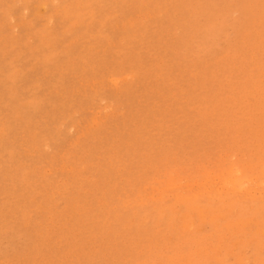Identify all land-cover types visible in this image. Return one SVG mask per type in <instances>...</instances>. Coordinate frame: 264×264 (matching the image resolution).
I'll list each match as a JSON object with an SVG mask.
<instances>
[{"label": "rangeland", "instance_id": "1", "mask_svg": "<svg viewBox=\"0 0 264 264\" xmlns=\"http://www.w3.org/2000/svg\"><path fill=\"white\" fill-rule=\"evenodd\" d=\"M0 128V264H264V0H0Z\"/></svg>", "mask_w": 264, "mask_h": 264}, {"label": "bare ground", "instance_id": "2", "mask_svg": "<svg viewBox=\"0 0 264 264\" xmlns=\"http://www.w3.org/2000/svg\"><path fill=\"white\" fill-rule=\"evenodd\" d=\"M174 9V8H173ZM146 21V20H145ZM157 23V22H156ZM175 25V24H174ZM130 26V25H129ZM134 26V25H133ZM131 28V27H130ZM147 28V27H146ZM29 29V28H28ZM135 29V28H134ZM160 29V28H159ZM181 29V28H180ZM27 30V29H26ZM143 30V29H142ZM151 31V30H150ZM156 31V30H155ZM61 33V32H60ZM151 33V32H150ZM155 34V33H154ZM131 36V35H130ZM139 37H141V36H139ZM60 38V37H59ZM143 38V37H142ZM97 39V38H96ZM133 39V38H132ZM141 40V39H140ZM143 40H144V38H143ZM125 41H126V39H125ZM93 44V43H92ZM92 47V46H91ZM88 50H89V48H88ZM83 53V52H82ZM91 53V52H90ZM87 56V55H86ZM85 56V57H86ZM198 56V55H197ZM102 58V57H101ZM84 59V58H83ZM81 60V59H80ZM120 61V60H119ZM91 62V61H90ZM86 66V65H85ZM21 75V74H20ZM116 75V74H115ZM12 88V87H11ZM13 90V89H12ZM12 92V91H11ZM7 101V100H6ZM14 102V101H13ZM223 102V101H222ZM108 111V110H107ZM36 113V112H35ZM111 113V112H110ZM14 116V115H13ZM37 116V115H36ZM96 116V115H95ZM31 118V117H30ZM70 118V117H69ZM20 120V119H19ZM88 122V121H87ZM21 123V122H20ZM89 124V123H88ZM17 128V127H16ZM1 129V128H0ZM2 131V130H1ZM22 133V132H21ZM234 134V133H233ZM206 135V134H205ZM7 136V135H6ZM60 137V136H59ZM89 137V136H88ZM10 139V138H9ZM23 139V138H22ZM54 139V138H53ZM17 140V139H16ZM51 140V139H50ZM53 141V140H52ZM11 144V143H10ZM18 144V143H17ZM240 144V143H239ZM19 145V144H18ZM21 145V144H20ZM32 146V145H31ZM5 149H6V147H5ZM38 149V148H37ZM236 151V150H235ZM32 152H34V151H32ZM7 155V154H6ZM250 155V154H249ZM3 158V157H2ZM184 159V158H183ZM207 159V158H206ZM218 159V158H217ZM192 160V159H191ZM221 160V159H220ZM261 160V159H260ZM233 162V161H232ZM63 164V163H62ZM70 165V164H69ZM82 165V164H81ZM260 165V164H259ZM201 166V165H200ZM255 166H256V164H255ZM261 166V165H260ZM264 166V165H263ZM166 167V166H165ZM234 167V166H233ZM247 167V166H246ZM191 168V167H190ZM226 168V167H225ZM262 168V167H261ZM83 169V168H82ZM206 170V169H205ZM241 170H242V168H241ZM260 170V169H259ZM63 171V170H62ZM207 171H209V170H207ZM223 171V170H222ZM228 171V170H227ZM229 171H230V169H229ZM234 171V170H233ZM233 171H232V173H233ZM240 171V170H239ZM238 171V172H239ZM260 171H262V169L260 170ZM259 171V172H260ZM195 172V171H194ZM205 173V172H204ZM209 173V172H208ZM229 173V172H228ZM261 173V172H260ZM26 174V173H25ZM197 174H198V172H197ZM213 174V173H212ZM223 174V173H222ZM227 174V173H226ZM225 174V175H226ZM234 174H235V172H234ZM241 174V173H240ZM239 174V175H240ZM164 175V174H163ZM208 175V174H207ZM214 175V174H213ZM224 175V176H225ZM230 175V174H229ZM252 175V174H251ZM264 175V174H263ZM218 176V175H217ZM236 176V175H235ZM254 176H256V178H257V176H259V175H254ZM253 176V177H254ZM262 176V175H261ZM227 177V176H226ZM233 177V176H232ZM249 177V176H248ZM174 178H175V176H174ZM208 178V177H207ZM230 178V180H231V177H229ZM228 177L226 178V179H229ZM182 179V178H181ZM219 179H220V176H219ZM249 179V178H248ZM247 179V180H248ZM170 180V179H169ZM168 180V181H169ZM183 180V179H182ZM236 180H238V178L236 179ZM240 181H241V179H239ZM238 180V181H239ZM243 180V179H242ZM257 181H258V179H256ZM262 180V179H261ZM264 180V179H263ZM171 181V180H170ZM177 181V180H176ZM205 181V180H204ZM207 181H208V179H207ZM233 181V180H232ZM245 181V180H244ZM251 181H252V178H251ZM253 181H255V180H253ZM153 182V181H152ZM206 182V181H205ZM205 182H203V183H205ZM215 182V181H214ZM224 182H227V181H224ZM223 182V184L225 185V184H228V183H224ZM234 182L236 183V181L234 180ZM250 182V181H249ZM149 183V182H148ZM171 183H173V182H171ZM177 183V182H176ZM175 183V184H176ZM201 183V182H200ZM206 183H208V182H206ZM212 183V182H211ZM231 183H233V182H231ZM240 183H242V182H240ZM240 183H238L237 185L239 186V185H241ZM260 183H262V182H260ZM259 183V184H260ZM199 184V183H198ZM254 184H256V185H258L257 183H256V181H255V183ZM263 184V183H262ZM262 184H260L261 186H262ZM156 185V184H155ZM173 185L174 184H172V186L171 187H173ZM224 185H222V186H224ZM236 185V184H235ZM235 185H234V187H235ZM243 185H244V183H243ZM243 185H241V186H243ZM255 185V186H256ZM179 186V185H178ZM228 186V185H227ZM175 187H177L176 185H175ZM181 187V186H180ZM203 187H205V186H203ZM208 187V186H207ZM226 187V186H225ZM247 187V186H246ZM209 188V187H208ZM236 188H239V187H237L236 186ZM248 188V187H247ZM183 189H185L184 188V186H183ZM240 189L242 190V187H240ZM253 189V188H252ZM168 190V189H167ZM206 190V189H205ZM224 190V189H223ZM238 190V189H237ZM251 190V189H250ZM254 190V189H253ZM257 190V189H256ZM258 190H260V189H258ZM138 191V190H137ZM139 192V191H138ZM219 192H222V188H221V190L219 191ZM260 192H263V191H260ZM137 193V192H136ZM141 193V192H140ZM254 193V192H253ZM252 193V194H253ZM255 193H257V192H255ZM165 194V193H164ZM163 194V195H164ZM205 194V193H204ZM222 194V193H221ZM220 194V195H221ZM232 194V193H231ZM127 195V194H126ZM225 195H227V194H225ZM229 195V194H228ZM130 196V195H129ZM188 196V195H187ZM204 196V195H203ZM209 196H210V193H209ZM215 196V195H214ZM169 198V197H168ZM185 198V197H184ZM195 198H198V197H196L195 196ZM254 198V197H253ZM211 199H212V197H211ZM248 199V198H247ZM153 200V199H152ZM225 200V199H224ZM246 200V199H245ZM259 200V199H258ZM242 201H244V200H242ZM255 201H257V200H255ZM254 202V201H253ZM258 202V201H257ZM203 203H205V202H203ZM214 203V202H213ZM78 204V203H77ZM142 205V204H141ZM144 205V204H143ZM188 205V204H187ZM226 206V205H225ZM179 207V206H178ZM111 208V207H110ZM186 208V207H185ZM217 209V208H216ZM225 209V208H224ZM126 210V209H125ZM30 212V211H29ZM235 212V211H234ZM164 215V214H163ZM0 218H2V217H0ZM162 218V217H161ZM174 218V217H173ZM223 218H224V216H223ZM144 219V218H143ZM30 222V221H29ZM145 222V221H144ZM178 222V221H177ZM215 224V223H214ZM1 225V224H0ZM156 225V224H155ZM159 226V225H158ZM166 226V225H165ZM156 228V227H155ZM185 228H186V226H185ZM203 229V228H202ZM111 230V229H110ZM264 230V229H263ZM259 231V230H258ZM91 232V231H90ZM151 233V232H150ZM175 233V232H174ZM200 233V232H199ZM258 233H260V232H258ZM257 233V234H258ZM137 234V233H136ZM261 234H263V232H261ZM91 235V234H90ZM98 235H99V233H98ZM214 235V234H213ZM102 237H104V236H102ZM257 237V236H256ZM260 237V236H259ZM110 238V237H109ZM137 238V237H136ZM258 238V237H257ZM207 239V238H206ZM264 239V238H263ZM115 240V239H114ZM254 240V239H253ZM132 241V240H131ZM263 241V240H262ZM95 243V242H94ZM100 243V242H99ZM108 244V243H107ZM215 245V244H214ZM250 245V244H249ZM108 246V245H107ZM186 246V245H185ZM82 251V250H81ZM218 252V251H217ZM241 252V251H240ZM133 253V252H132ZM15 254V253H14ZM244 254V253H243ZM1 255V254H0ZM77 255V254H76ZM79 255V254H78ZM102 255V254H101ZM100 255V256H101ZM12 257V256H11ZM14 257V256H13ZM77 258V257H76ZM78 258H79V256H78ZM67 259V258H66ZM72 259V258H71ZM74 259V258H73ZM83 259V258H82ZM129 259V258H128ZM12 260V259H11ZM40 260V259H39ZM19 261V260H18ZM175 264V263H174ZM261 264V263H260Z\"/></svg>", "mask_w": 264, "mask_h": 264}]
</instances>
